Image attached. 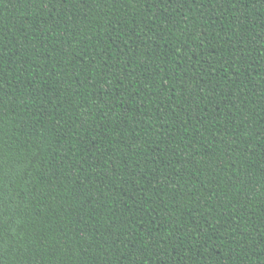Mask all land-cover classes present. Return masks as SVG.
<instances>
[{
  "label": "trees",
  "instance_id": "1",
  "mask_svg": "<svg viewBox=\"0 0 264 264\" xmlns=\"http://www.w3.org/2000/svg\"><path fill=\"white\" fill-rule=\"evenodd\" d=\"M0 264H264V0H0Z\"/></svg>",
  "mask_w": 264,
  "mask_h": 264
}]
</instances>
